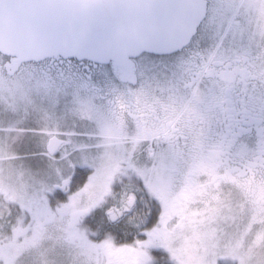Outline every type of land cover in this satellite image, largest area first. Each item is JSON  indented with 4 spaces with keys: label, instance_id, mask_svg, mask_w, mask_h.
Returning a JSON list of instances; mask_svg holds the SVG:
<instances>
[{
    "label": "flooded vegetation",
    "instance_id": "flooded-vegetation-1",
    "mask_svg": "<svg viewBox=\"0 0 264 264\" xmlns=\"http://www.w3.org/2000/svg\"><path fill=\"white\" fill-rule=\"evenodd\" d=\"M205 1L206 14L196 33L171 54L185 55L173 65L175 73L169 79L141 78L137 59L130 69L113 65L120 73L108 82L94 74L86 78L94 85L99 81L94 86L99 94L96 106L108 111L102 122L107 129L100 133L132 142L115 147L123 151V158L109 174L100 175L105 166L74 169L65 188L72 189L79 209L70 210L67 204L56 208L59 214L69 212L72 230L101 231L104 245L98 238L84 241L76 233L77 240H72L80 251L85 244L98 245L97 264H156L164 252L159 245H145V239L155 241L160 233H172L179 209L194 203L203 187L225 186L247 195L256 188L264 190V1ZM48 72L46 66L45 77L55 81ZM71 84L68 80L58 85ZM14 135L9 133L3 159L42 153L27 147L23 136L17 140ZM63 145L65 140L59 151ZM165 151L176 155L178 162L171 170V187L160 195L145 168L128 173L125 166L136 155L139 162L149 163ZM133 180L136 186L131 185ZM86 203L90 207L81 209ZM14 210V205L0 203L4 238L14 231ZM56 217L42 219L33 230L41 232ZM166 254L176 264V257Z\"/></svg>",
    "mask_w": 264,
    "mask_h": 264
},
{
    "label": "rangeland",
    "instance_id": "rangeland-1",
    "mask_svg": "<svg viewBox=\"0 0 264 264\" xmlns=\"http://www.w3.org/2000/svg\"><path fill=\"white\" fill-rule=\"evenodd\" d=\"M184 55L143 53L137 58V74L146 80H167L175 73L173 65ZM12 59L0 53V203H14L16 207L14 231L5 238L0 236V264H97L98 245L85 244L81 251L77 247V252L72 240L77 234L84 241L98 238L99 244L104 245L105 238L100 230L71 229L69 212L58 214L56 207L68 204L70 210L79 209L78 199L69 190L59 191L56 184L63 179L71 180L74 169L80 165L84 169L105 166L101 176L111 173L123 158V151L115 147L132 144L130 140L121 143L100 133L107 129L102 122L108 111L96 106L99 94L94 86L99 81L94 85L86 80L94 74L108 82L115 73H120L116 72L119 68L61 57L22 64H15ZM46 66L55 81L45 77ZM68 80H72L69 87L58 85ZM9 133L15 134L17 140L23 136L26 146H34L37 152H46L51 133H59L66 144L55 156L38 153L28 159H3V154H8ZM144 161L139 162L136 155L128 160L125 170L131 173L135 167L145 168L144 173L152 176L158 193H166L171 187V170L178 162L176 155L170 156L165 151L152 162ZM131 185L136 186L135 180ZM261 191L264 190L256 188L252 195H247L225 186L203 187L194 203L179 209L172 233L164 236L160 233L155 241L147 238L144 244L159 245L160 251L169 252V258L176 257V264H264ZM90 205L83 204L81 209ZM53 215H57L55 221L41 232L33 230L39 221ZM103 252L108 249L103 248Z\"/></svg>",
    "mask_w": 264,
    "mask_h": 264
},
{
    "label": "water",
    "instance_id": "water-1",
    "mask_svg": "<svg viewBox=\"0 0 264 264\" xmlns=\"http://www.w3.org/2000/svg\"><path fill=\"white\" fill-rule=\"evenodd\" d=\"M205 14V0H0V53L130 66L142 53L184 48ZM61 143L48 146L57 153Z\"/></svg>",
    "mask_w": 264,
    "mask_h": 264
},
{
    "label": "trees",
    "instance_id": "trees-1",
    "mask_svg": "<svg viewBox=\"0 0 264 264\" xmlns=\"http://www.w3.org/2000/svg\"><path fill=\"white\" fill-rule=\"evenodd\" d=\"M161 257L160 260L156 263V264H173L170 260H168L167 258V254L166 253H161ZM224 264H236V263H224Z\"/></svg>",
    "mask_w": 264,
    "mask_h": 264
}]
</instances>
